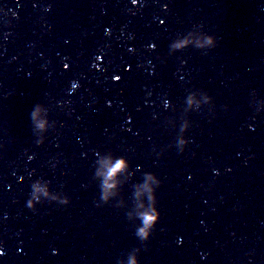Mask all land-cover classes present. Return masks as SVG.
Wrapping results in <instances>:
<instances>
[{
	"label": "water",
	"instance_id": "obj_1",
	"mask_svg": "<svg viewBox=\"0 0 264 264\" xmlns=\"http://www.w3.org/2000/svg\"><path fill=\"white\" fill-rule=\"evenodd\" d=\"M194 25L217 46L168 55ZM72 80L80 86L69 95ZM192 89L214 104L189 114L191 143L178 154L167 121ZM252 90L264 98V0H0V264H116L134 247L140 264H264V112L249 105ZM36 103L56 121L42 145L29 118ZM95 151L161 177L147 242L122 209L95 205ZM37 176L71 203L25 207ZM131 191V181L121 188Z\"/></svg>",
	"mask_w": 264,
	"mask_h": 264
},
{
	"label": "clouds",
	"instance_id": "obj_2",
	"mask_svg": "<svg viewBox=\"0 0 264 264\" xmlns=\"http://www.w3.org/2000/svg\"><path fill=\"white\" fill-rule=\"evenodd\" d=\"M132 8H136L138 5L143 6V0H130ZM35 7V4L33 5ZM167 7V5H162ZM51 8L50 4L44 6V11L48 12ZM11 11V9H10ZM134 14V13H133ZM12 16L16 17L17 13L12 12ZM10 23V21H9ZM161 23L163 21L161 20ZM105 34L110 33V29H104ZM10 35L9 31L2 33L3 40H7ZM132 38V34H129V39ZM218 38L215 34L205 32L201 29V26L194 25L190 30L185 33H177L168 44V55H172L186 48L192 47L198 50H209L217 46ZM148 49H155V43H149L146 46ZM129 48V51H132ZM101 55H96L95 60L100 61ZM183 64L184 61L181 60ZM65 69L68 68V64L63 65ZM92 67L97 70H103L100 65L93 63ZM126 66V70H127ZM119 76L113 75L112 80L116 81ZM78 80L70 81V88L68 94L71 95L78 87ZM58 106L63 104H69L70 101H57ZM249 105L254 109L256 114L264 112V98H260L255 90L249 93ZM110 104V102H109ZM214 104L213 97L205 90L192 89L187 92L183 99V106L180 110V114L177 120H168L167 123L176 129V134L171 144L168 147H174L178 154L183 153L187 146L191 143V138L187 135L189 129L192 126L190 119V113L200 112L205 106L211 108ZM163 107L168 109L170 107V101L165 98L163 100ZM225 109L228 105H223ZM176 109L173 107V111ZM30 123L33 135L35 137V144L42 145L47 139V133L49 129L56 126V121L50 119L49 108L44 103H36L33 105L30 114ZM153 118H156V114H153ZM129 120L131 117L128 118ZM255 119V115L253 116ZM253 125L249 124V128ZM161 152H157L156 155L160 156ZM83 156L84 153H81ZM239 155V154H238ZM95 159L93 161L92 180L96 182L98 187V198L95 201V205L100 207L101 205L112 204L118 209L124 211V215L128 221L134 224V235L141 242H147L152 237L154 230L156 229L161 212L158 207L157 191L162 185L163 181L159 175L153 171H141V165L137 164L133 167L130 160L125 155H117L111 151L94 152ZM33 157L28 156L31 160ZM51 167H55L52 163ZM141 172L139 179H134L136 172ZM214 174H218V169H212ZM33 173H29L32 176ZM131 181V194L130 198L122 194L121 188L124 184ZM85 185H82L84 187ZM44 202H54L61 206H67L71 203L70 197L63 191H53L51 187V181L43 176H37L31 180L29 185V192L25 201V207L33 211L36 210L37 205ZM3 217H7V213L3 214ZM182 238H178L176 243L180 244ZM19 251V250H18ZM53 254L56 253V249H53ZM141 249L134 247L124 257L118 258L116 264H140L139 253ZM4 255L3 248L0 247V256ZM203 259V255L201 256ZM251 264V258H249Z\"/></svg>",
	"mask_w": 264,
	"mask_h": 264
}]
</instances>
